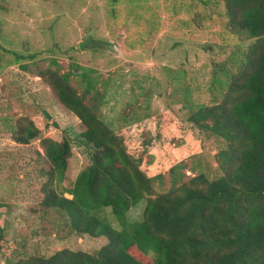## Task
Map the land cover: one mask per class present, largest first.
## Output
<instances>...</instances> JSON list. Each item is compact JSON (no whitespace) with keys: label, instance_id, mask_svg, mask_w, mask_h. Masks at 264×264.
Returning a JSON list of instances; mask_svg holds the SVG:
<instances>
[{"label":"trees","instance_id":"trees-1","mask_svg":"<svg viewBox=\"0 0 264 264\" xmlns=\"http://www.w3.org/2000/svg\"><path fill=\"white\" fill-rule=\"evenodd\" d=\"M109 1L116 16L122 0ZM223 1L232 30L252 41L213 60L209 103L194 100L185 69L167 68L170 97L189 106L185 121L144 110L125 115V128L112 126L99 112L105 95L91 68L72 64L67 73L52 65L42 68V52L25 54L0 44L11 56L4 66L27 61L21 64L25 71L46 79L85 126L77 140L91 162L72 187L64 181L73 141L42 138L51 164L43 171L44 212H56L70 233L107 238L92 253L63 248L51 255L8 259L7 264H264V0ZM90 41L80 46L91 48ZM2 59L0 53V67ZM74 73L82 77L83 92L71 83ZM196 130L224 141L217 154L220 173L200 172L185 180L179 173L184 164L177 158L202 148ZM40 135L33 121L20 122L15 140L27 144ZM164 168L172 172V187L152 196ZM144 199L143 218L131 221L130 209ZM7 208L0 201V215ZM5 227L0 221V251Z\"/></svg>","mask_w":264,"mask_h":264},{"label":"rangeland","instance_id":"rangeland-1","mask_svg":"<svg viewBox=\"0 0 264 264\" xmlns=\"http://www.w3.org/2000/svg\"><path fill=\"white\" fill-rule=\"evenodd\" d=\"M112 7L109 0H0V44L25 54L42 52L38 58L42 68L52 65L62 73L70 72L72 64L91 68L105 95L101 116L112 126L125 128V115L134 117L144 110L185 121L189 106L170 97L173 84L167 68L185 69L194 100L209 103L213 60L252 41L232 30L223 0H122L116 16ZM87 38L92 39L91 48H82ZM0 53V201L8 203V212L0 215L6 226L0 264L63 248L95 252L106 237L70 233L56 212H44L41 205L43 171L51 168L42 138L61 141L67 136L73 141L64 181L72 187L91 162L77 140L85 126L46 79L25 71L21 64L27 61L4 66L11 56L3 49ZM71 83L84 91L79 74H72ZM30 121L41 129V138L27 144L16 141L19 123ZM195 132L203 138L202 148L177 158L184 164L179 173L185 180L200 172L219 175L217 154L224 141L207 131ZM162 171L152 196L172 187V172ZM146 203L144 199L130 209L131 221L143 218Z\"/></svg>","mask_w":264,"mask_h":264}]
</instances>
